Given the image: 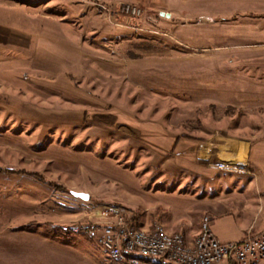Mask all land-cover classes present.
<instances>
[{
  "label": "rangeland",
  "instance_id": "1",
  "mask_svg": "<svg viewBox=\"0 0 264 264\" xmlns=\"http://www.w3.org/2000/svg\"><path fill=\"white\" fill-rule=\"evenodd\" d=\"M141 1L104 0L142 9L109 20L80 0H0V264H123L71 228L114 206L179 234L212 217L193 219L195 180L221 243L263 225L264 0ZM222 137L252 145L256 183L195 168L203 144L229 160Z\"/></svg>",
  "mask_w": 264,
  "mask_h": 264
},
{
  "label": "built area",
  "instance_id": "2",
  "mask_svg": "<svg viewBox=\"0 0 264 264\" xmlns=\"http://www.w3.org/2000/svg\"><path fill=\"white\" fill-rule=\"evenodd\" d=\"M94 6L99 15L107 19L116 16H140L142 9L123 5L119 10L107 8L100 0H80ZM141 17V16H140ZM139 17V18H140ZM136 18V19H139ZM116 27H122L113 23ZM214 145H201L197 160L206 163L217 171L244 175L249 168L248 150L245 162L233 159L230 152L228 159H217L213 152ZM221 160V161H220ZM241 163V164H240ZM91 215L85 224L75 225L71 230L80 235L89 236L107 253L115 255V240H123V250L126 255H146L148 258L176 259V264H257L264 258V231L248 234L237 242L223 244L211 230L212 219L204 216L203 235L197 236L192 244H188L182 234H169L163 231V226L154 224L147 229L132 230V223L124 216V211L118 207L96 206L89 207ZM125 264V262H123Z\"/></svg>",
  "mask_w": 264,
  "mask_h": 264
},
{
  "label": "crops",
  "instance_id": "3",
  "mask_svg": "<svg viewBox=\"0 0 264 264\" xmlns=\"http://www.w3.org/2000/svg\"><path fill=\"white\" fill-rule=\"evenodd\" d=\"M104 2V0H101V3H103ZM142 1L141 0H139V2H138V4H140ZM143 3V2H142ZM104 4V3H103ZM110 4H112V6L114 5V6H117V5H119V4H125V3H123V2H113V3H110ZM247 142L246 141H236V140H232V139H227V138H225V137H222L221 139H220V141H219V143H218V145L219 146H223L224 148H227V149H229L228 150V154L230 153V152H232L233 153V159H236V160H239V161H242V164H243V162H245V160H246V156H247V144H246ZM203 145H205V144H203ZM200 147V146H199ZM199 147H198V150H197V153H198V151H199ZM214 147H215V145H214ZM195 149L196 148H194V152H195ZM226 149V150H227ZM252 149V145H251V147L249 148V150H248V162H249V168H248V170H247V172L248 173H246V174H244V175H242V176H244V177H250L252 180H254L255 181V183H256V175H255V173H254V169H255V167H254V164H253V162L251 161V158H250V150ZM215 150H219V149H215ZM230 151V152H229ZM192 153V152H191ZM194 154V153H193ZM215 154H216V152H215ZM219 155H221V158L223 157V155L222 154H218V156ZM196 156V155H195ZM196 160H197V156H196ZM198 161V160H197ZM197 161H195L196 163H198L196 166H195V168H197V169H203L202 168V166H201V164L199 163V161L197 162ZM241 164V163H240ZM205 165H207L206 163H205ZM244 165V164H243ZM208 166V165H207ZM210 168V167H209ZM205 169V168H204ZM250 169H252V171H249ZM207 171V170H206ZM193 173L195 174V171L193 170ZM219 173V172H218ZM241 176V175H240ZM197 177V176H196ZM195 177V178H196ZM201 176H199L198 175V177L197 178H200ZM254 183V184H255ZM250 184H252L251 183V181L249 180V185ZM189 185H191V187H190V195L189 196H191V198L190 199H192V200H190V201H194V205H193V212L196 214V215H194L193 216V219H198V220H200V215L201 216H204L205 214H207V213H210V215H212V217H211V219H212V221H213V218H214V216H216V215H214L213 214V212H212V210L210 209V207H209V205H208V202L206 201V197L207 196H205V191H199L200 189H202L203 188V185H205V183H203V184H201V181L200 180H195L193 183H191V184H189ZM198 195V196H197ZM262 213H264V200L263 199H261V198H259V211H258V214H262ZM217 214H218V216H222V214H220V213H218L217 212ZM195 217V218H194ZM254 222L255 221H253L252 222V224H251V226L249 227V228H251L252 226H253V224H254ZM257 224V223H256ZM200 226H201V223H197V224H195L194 226H193V224H189L188 225V227L186 228V230L182 227V226H180L179 225V227H178V233L179 234H182L183 236H184V238H185V240H186V242L188 243V244H192L194 241H195V239L197 238V235H198V233L200 232L199 230H200ZM255 226L256 225H254V229H255ZM248 228V229H249ZM254 229H253V233H254ZM165 231L167 232V233H169V234H174V232H170V231H168L166 228H165ZM264 231V223H263V225H261V227L258 229V231L257 232H255L254 234H259V233H261V232H263ZM248 232V231H247Z\"/></svg>",
  "mask_w": 264,
  "mask_h": 264
},
{
  "label": "bare ground",
  "instance_id": "4",
  "mask_svg": "<svg viewBox=\"0 0 264 264\" xmlns=\"http://www.w3.org/2000/svg\"><path fill=\"white\" fill-rule=\"evenodd\" d=\"M132 230H140V228H137V226L134 225V222H132ZM71 233L76 234V235H80V233L78 231L75 230H70ZM163 231L166 232L163 228ZM203 235V224L201 222V226H200V232L197 236H201ZM84 236V235H83ZM86 238H89V236H85ZM95 242H97L96 240H94ZM115 251H116V257L115 255H109V257L116 261V262H125V264H147L145 262H142L140 260V257H148L146 255H126V252H124L123 250V240H115ZM166 260L172 264H176V259L173 258H166ZM257 264H264V258L263 260H261L259 263Z\"/></svg>",
  "mask_w": 264,
  "mask_h": 264
},
{
  "label": "water",
  "instance_id": "5",
  "mask_svg": "<svg viewBox=\"0 0 264 264\" xmlns=\"http://www.w3.org/2000/svg\"><path fill=\"white\" fill-rule=\"evenodd\" d=\"M72 196L75 199L84 201V202H88L89 201V196L87 194H82V193H73Z\"/></svg>",
  "mask_w": 264,
  "mask_h": 264
},
{
  "label": "trees",
  "instance_id": "6",
  "mask_svg": "<svg viewBox=\"0 0 264 264\" xmlns=\"http://www.w3.org/2000/svg\"><path fill=\"white\" fill-rule=\"evenodd\" d=\"M85 238V236H83Z\"/></svg>",
  "mask_w": 264,
  "mask_h": 264
}]
</instances>
